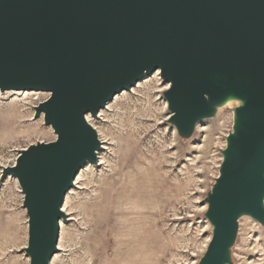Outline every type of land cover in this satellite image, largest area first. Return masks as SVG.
Wrapping results in <instances>:
<instances>
[{
  "label": "water",
  "instance_id": "1",
  "mask_svg": "<svg viewBox=\"0 0 264 264\" xmlns=\"http://www.w3.org/2000/svg\"><path fill=\"white\" fill-rule=\"evenodd\" d=\"M156 70L179 130L227 90L247 97L207 200L202 264H225L240 215L264 220V0H0V90L48 93L35 112L55 135L3 169L23 194L28 264H50L64 195L96 161L85 116Z\"/></svg>",
  "mask_w": 264,
  "mask_h": 264
},
{
  "label": "rangeland",
  "instance_id": "2",
  "mask_svg": "<svg viewBox=\"0 0 264 264\" xmlns=\"http://www.w3.org/2000/svg\"><path fill=\"white\" fill-rule=\"evenodd\" d=\"M154 73L88 115L102 143L64 196L50 264H202L213 229L207 200L238 106L211 104L208 115L179 130L166 82ZM29 92L0 93V264H28L23 194L3 169L21 149L55 137L34 108L48 94ZM225 264H264V220L240 215Z\"/></svg>",
  "mask_w": 264,
  "mask_h": 264
},
{
  "label": "bare ground",
  "instance_id": "3",
  "mask_svg": "<svg viewBox=\"0 0 264 264\" xmlns=\"http://www.w3.org/2000/svg\"><path fill=\"white\" fill-rule=\"evenodd\" d=\"M159 73V70H156L155 71V73L154 74H158ZM145 77V76H144ZM143 77V78H144ZM142 78V79H143ZM212 78L213 79H216L217 78V75L216 74H212ZM141 79V80H142ZM137 84V83H136ZM135 84V85H136ZM166 85H167V88H168V86H169V83L168 82H166ZM166 88V89H167ZM130 90V89H129ZM124 91V90H123ZM3 93V92H13V94L14 95H19V94H24V96L25 95H27L28 93H30L28 90H7V91H1L0 90V93ZM40 92H42V91H40ZM48 94V93H47ZM117 95V94H116ZM18 96H15L14 98H17ZM48 97V96H47ZM46 97V98H47ZM114 98V97H113ZM246 96L245 95H242V96H236V95H234L233 93H232V91L231 90H227L226 91V93H225V95L221 98V99H219L218 101H216V103L215 104H231V103H236L237 104V106H241L244 102H245V100H246ZM45 100V99H44ZM108 103V102H107ZM106 103V104H107ZM39 104V103H38ZM105 104V105H106ZM105 105H104V107H105ZM103 107V108H104ZM34 108H35V106H34ZM102 109V108H101ZM100 110V109H99ZM88 115H90V114H87L86 116H85V119H86V122L96 131V129L88 122L89 121V117H88ZM91 116H93V115H91ZM96 116V115H95ZM239 127V126H238ZM239 128H242V126L240 125V127ZM96 135H97V131H96ZM55 138V137H54ZM53 138V139H54ZM97 138H98V135H97ZM52 139V140H53ZM98 140H99V143H100V145H101V143H102V141L98 138ZM40 142H43V141H38V142H36V143H40ZM25 148H23V149H21V150H24ZM95 157L97 158V151L95 152ZM224 157V156H223ZM223 159V158H222ZM14 162H15V160H13V162H12V164L11 165H13L14 164ZM86 163H89V162H86ZM85 163V164H86ZM85 164L81 167V168H83L84 166H85ZM5 168V167H4ZM80 168V169H81ZM79 169V170H80ZM78 170V171H79ZM78 173V172H77ZM77 175V174H76ZM76 175H75V177H76ZM74 177V178H75ZM16 179V178H15ZM17 181V180H16ZM73 183H74V179H73ZM72 183V184H73ZM18 184V183H17ZM67 193V192H66ZM65 193V194H66ZM65 196V195H64ZM64 199V198H63ZM63 202V201H62ZM61 207H62V205H61ZM61 211L64 213V211L61 209ZM64 214H66V213H64ZM210 240V239H209ZM26 245H27V242H26ZM207 245H208V243H207ZM57 247H58V244H57ZM59 247H60V245H59ZM25 249H26V246H25ZM58 250H59V248H58ZM27 259H28V257H27ZM28 262H29V259H28Z\"/></svg>",
  "mask_w": 264,
  "mask_h": 264
}]
</instances>
